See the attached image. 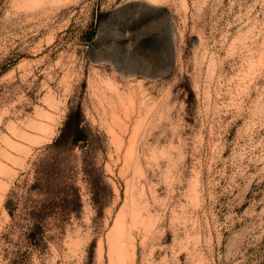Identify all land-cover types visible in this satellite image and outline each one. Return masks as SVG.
Returning <instances> with one entry per match:
<instances>
[{
	"label": "rangeland",
	"instance_id": "374dc122",
	"mask_svg": "<svg viewBox=\"0 0 264 264\" xmlns=\"http://www.w3.org/2000/svg\"><path fill=\"white\" fill-rule=\"evenodd\" d=\"M0 264H264V0H0Z\"/></svg>",
	"mask_w": 264,
	"mask_h": 264
}]
</instances>
